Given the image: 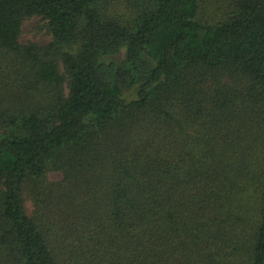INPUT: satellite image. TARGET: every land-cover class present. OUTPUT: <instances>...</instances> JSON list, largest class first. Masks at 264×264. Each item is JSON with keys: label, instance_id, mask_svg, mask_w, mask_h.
Returning a JSON list of instances; mask_svg holds the SVG:
<instances>
[{"label": "trees", "instance_id": "16d2710c", "mask_svg": "<svg viewBox=\"0 0 264 264\" xmlns=\"http://www.w3.org/2000/svg\"><path fill=\"white\" fill-rule=\"evenodd\" d=\"M0 264H264V0H0Z\"/></svg>", "mask_w": 264, "mask_h": 264}, {"label": "rangeland", "instance_id": "374dc122", "mask_svg": "<svg viewBox=\"0 0 264 264\" xmlns=\"http://www.w3.org/2000/svg\"><path fill=\"white\" fill-rule=\"evenodd\" d=\"M21 41L44 44L48 41L43 29V23L38 18L26 20L22 25ZM50 180H58L59 177L54 174H49ZM27 211H30V205H26Z\"/></svg>", "mask_w": 264, "mask_h": 264}]
</instances>
